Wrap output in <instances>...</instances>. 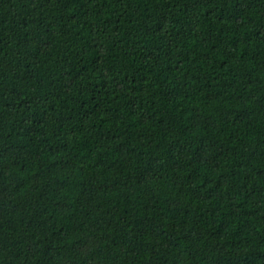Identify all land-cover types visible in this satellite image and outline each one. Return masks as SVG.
<instances>
[{"label": "trees", "instance_id": "1", "mask_svg": "<svg viewBox=\"0 0 264 264\" xmlns=\"http://www.w3.org/2000/svg\"><path fill=\"white\" fill-rule=\"evenodd\" d=\"M0 264H264V0H0Z\"/></svg>", "mask_w": 264, "mask_h": 264}]
</instances>
